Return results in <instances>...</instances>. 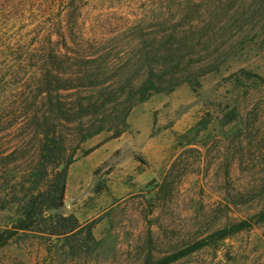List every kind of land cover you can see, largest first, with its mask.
I'll use <instances>...</instances> for the list:
<instances>
[{
  "label": "rangeland",
  "instance_id": "obj_1",
  "mask_svg": "<svg viewBox=\"0 0 264 264\" xmlns=\"http://www.w3.org/2000/svg\"><path fill=\"white\" fill-rule=\"evenodd\" d=\"M68 2L0 0V37L12 26L29 39L49 34L62 53L101 41L120 55L154 33L210 41L191 52V78L137 102L118 138L103 129L81 142L63 206L0 246V264H154L256 213L264 199V0H79L74 22ZM217 5L224 9L213 26L192 36ZM13 157L7 165L18 176L27 158ZM15 206L0 210V232L11 228ZM68 223L63 232L75 230L57 235ZM172 264H264V222Z\"/></svg>",
  "mask_w": 264,
  "mask_h": 264
},
{
  "label": "trees",
  "instance_id": "obj_2",
  "mask_svg": "<svg viewBox=\"0 0 264 264\" xmlns=\"http://www.w3.org/2000/svg\"><path fill=\"white\" fill-rule=\"evenodd\" d=\"M78 1L68 2L73 22ZM223 9L219 5L210 9L211 12L205 9L203 17L208 16L207 21L194 22L192 36L197 29L205 31L213 26V20ZM199 13L197 8L195 14ZM163 15L160 17L167 19ZM12 28H7L0 37V210L13 208L15 203L16 217L11 228L0 232V246L14 235L44 223L47 211L63 206L68 166L81 142L103 129L113 132L111 139L118 138L137 102L154 93L170 92L191 78V52L197 45L206 50L204 43L210 41L209 38L207 42L206 38L187 41L184 34L175 37L170 31L164 37L154 33L147 42L138 38L132 45L135 50H126L121 55L112 53L111 45L108 49L109 43L101 45V41L98 48L84 43L71 53H62L60 44L53 42L49 34L37 32L29 39L28 34L22 35L21 30L15 32ZM186 55L190 56L188 61L184 60ZM141 77L136 86V80ZM86 93L94 94L82 96ZM75 137L76 144L71 147V138ZM9 145L14 150L3 156ZM17 154L27 161L25 169L15 176L7 164ZM19 183L21 188L24 184L28 186L16 198L13 191ZM256 202L260 207L253 215L230 222L154 264L175 263L263 223L264 199ZM58 226L57 235L75 230L70 228L64 233L69 223Z\"/></svg>",
  "mask_w": 264,
  "mask_h": 264
}]
</instances>
